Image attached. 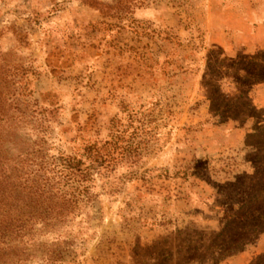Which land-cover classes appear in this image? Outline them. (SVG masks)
Wrapping results in <instances>:
<instances>
[{"label": "rangeland", "instance_id": "374dc122", "mask_svg": "<svg viewBox=\"0 0 264 264\" xmlns=\"http://www.w3.org/2000/svg\"><path fill=\"white\" fill-rule=\"evenodd\" d=\"M24 152L89 167L24 264H264V0H0Z\"/></svg>", "mask_w": 264, "mask_h": 264}, {"label": "trees", "instance_id": "16d2710c", "mask_svg": "<svg viewBox=\"0 0 264 264\" xmlns=\"http://www.w3.org/2000/svg\"><path fill=\"white\" fill-rule=\"evenodd\" d=\"M55 168L73 182L89 175L81 157L58 156V161L50 163L35 152L0 157V264H24L33 235L66 215L73 200L45 174ZM54 250L48 259L55 260Z\"/></svg>", "mask_w": 264, "mask_h": 264}]
</instances>
